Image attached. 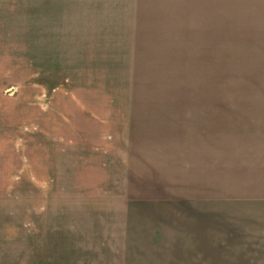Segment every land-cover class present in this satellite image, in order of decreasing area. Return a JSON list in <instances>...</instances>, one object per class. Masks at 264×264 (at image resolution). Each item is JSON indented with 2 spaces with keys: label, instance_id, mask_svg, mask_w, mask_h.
Returning <instances> with one entry per match:
<instances>
[{
  "label": "rangeland",
  "instance_id": "374dc122",
  "mask_svg": "<svg viewBox=\"0 0 264 264\" xmlns=\"http://www.w3.org/2000/svg\"><path fill=\"white\" fill-rule=\"evenodd\" d=\"M97 3L0 0V264H264V0Z\"/></svg>",
  "mask_w": 264,
  "mask_h": 264
},
{
  "label": "crops",
  "instance_id": "0c3cea01",
  "mask_svg": "<svg viewBox=\"0 0 264 264\" xmlns=\"http://www.w3.org/2000/svg\"><path fill=\"white\" fill-rule=\"evenodd\" d=\"M89 3V0H87ZM145 1V2H144ZM154 0H97V4L103 8H89L87 17L90 19L91 28H99V30H88L99 32V34L113 35H131L130 40L135 46H132L133 54L140 43H146L142 48V52L153 50L159 40L161 33L168 31V20H162L160 14L161 6H157V10H144L143 6L147 3L154 5ZM93 4V3H92ZM154 12V13H153ZM94 18V19H93ZM111 19V20H107ZM162 23V26L160 25ZM79 25L78 27H80ZM162 30V31H161ZM169 50V47H167ZM136 56V55H135ZM134 64V63H133Z\"/></svg>",
  "mask_w": 264,
  "mask_h": 264
}]
</instances>
